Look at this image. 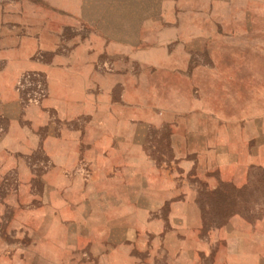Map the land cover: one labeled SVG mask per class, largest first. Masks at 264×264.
I'll return each instance as SVG.
<instances>
[{"label": "crops", "instance_id": "0c3cea01", "mask_svg": "<svg viewBox=\"0 0 264 264\" xmlns=\"http://www.w3.org/2000/svg\"><path fill=\"white\" fill-rule=\"evenodd\" d=\"M189 1L161 0L135 19L131 38L82 36L85 0H10L0 7V114L9 120L0 164H26L20 154L39 149L51 164L45 184L54 189L37 207L17 196L3 202L22 218L42 214L34 241L44 251L37 255L42 264H70V246L84 234L94 242L80 164L107 172L106 207L117 209L114 215L152 216L139 232L162 264H200L194 253L205 249L208 264H264V214L255 222L234 214L210 230V240L191 235L202 228L192 194L182 189L171 203L174 174L148 155L146 129L164 130L181 169L213 168L223 179L229 172L225 181L241 185L249 168H264V0ZM62 42L72 47L65 51ZM200 53L209 63L191 62ZM25 74L43 77V95L21 97ZM191 159L199 165L190 166ZM47 200L61 205L59 219L46 220L56 217L45 215ZM120 221L118 231L128 230ZM113 243L124 249V241ZM56 250L62 259L45 257Z\"/></svg>", "mask_w": 264, "mask_h": 264}, {"label": "rangeland", "instance_id": "374dc122", "mask_svg": "<svg viewBox=\"0 0 264 264\" xmlns=\"http://www.w3.org/2000/svg\"><path fill=\"white\" fill-rule=\"evenodd\" d=\"M9 1L0 0V7L4 8ZM201 1L190 0L189 2L196 5ZM160 3L161 0H85L84 22L79 33L87 36L89 32L94 31L103 35L131 38L136 28L135 19L152 10L155 11L154 8L159 7ZM68 35L69 32L66 31L62 39L64 40ZM62 45L65 51L72 47L65 45L64 42ZM190 59L193 63H209L211 60L206 53L192 54ZM19 89L23 99L40 97L45 93L44 79L35 74H25ZM8 129L9 120L0 114V136H3ZM146 133L148 155L163 163L162 165H166L168 171L174 174V191H172L174 200L171 203L179 202L175 199L184 194L181 191L184 189L193 196V199L189 200L191 210L199 211L202 216V228L191 232V235L199 233L201 236L206 235L207 240H210V230L229 222L234 214H240L248 222H255L264 214V168H249L245 173V181L241 185L225 181L231 178L229 172L224 175L226 179H223L213 168L198 170L193 168L187 171L181 169L179 166L181 164H178V160L172 155L169 147H166L164 130L146 129ZM20 159L26 164H0V264H42L37 255L39 251H44L38 248L37 242H34L37 235L35 232L37 222L41 221L42 214L33 215L27 212L23 218L19 214L16 216L19 212L16 205L6 204L3 199L8 196L23 197L25 204L29 207L40 205L41 196L44 193L49 199L48 194L54 192V189L52 185L45 184L44 178H48L46 176L51 164H48L47 158L39 149L20 154ZM179 161H182L181 157ZM192 163L191 159L190 166L199 165L196 164L197 161ZM157 165L160 166V164ZM80 166H83L81 172L86 177L83 181L85 185L88 182L87 193L91 196L87 202L91 208L86 210L85 215L94 223V242L84 234L81 240L73 243L70 246V264H162L159 259H154L156 254L150 252L151 243L148 242V236L139 232L146 226V220H150L152 216L148 214L146 217L134 218L133 215H129L123 218L114 215L118 210L106 207L112 203L105 199L111 191L106 185L107 172L101 168L91 170L86 164H80ZM110 173L111 176H115L117 171L113 175L112 172ZM129 177L132 179L133 175L127 171L125 178L128 180ZM49 182H52L50 178ZM145 189L142 187V192ZM72 190L76 191L77 186H73ZM133 191L132 185L126 186L127 194ZM165 202H159V206L163 208ZM60 206L59 203L46 201L45 215L56 216L52 219L46 218L47 221L59 219L57 216L60 214ZM162 208L156 213L165 216L166 208ZM109 213L110 216H108ZM120 218L128 229L124 232L118 231V224L123 225ZM107 223L112 226L113 238L110 243L105 244L106 240L103 238L106 237ZM88 234L90 235V232ZM220 236L223 237L224 233H220ZM118 241H124V249L119 250L117 244L113 243ZM147 244L149 246H146ZM205 250L206 252L195 250V257L197 252L200 253V264L210 262L211 252H208L210 249ZM56 252H47L45 257L50 256L55 259L64 257L60 250Z\"/></svg>", "mask_w": 264, "mask_h": 264}]
</instances>
